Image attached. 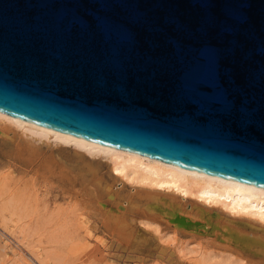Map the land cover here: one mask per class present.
I'll list each match as a JSON object with an SVG mask.
<instances>
[{
	"label": "water",
	"instance_id": "95a60500",
	"mask_svg": "<svg viewBox=\"0 0 264 264\" xmlns=\"http://www.w3.org/2000/svg\"><path fill=\"white\" fill-rule=\"evenodd\" d=\"M0 110L264 186V0H0Z\"/></svg>",
	"mask_w": 264,
	"mask_h": 264
},
{
	"label": "rangeland",
	"instance_id": "374dc122",
	"mask_svg": "<svg viewBox=\"0 0 264 264\" xmlns=\"http://www.w3.org/2000/svg\"><path fill=\"white\" fill-rule=\"evenodd\" d=\"M27 144L13 133L0 135V264H39L35 256L47 264H218L221 255L239 259L240 228L260 231L213 210L173 224L132 186L118 185L104 158L79 156L72 146ZM36 148L57 161L44 162ZM213 252L220 256L201 259Z\"/></svg>",
	"mask_w": 264,
	"mask_h": 264
},
{
	"label": "bare ground",
	"instance_id": "6f19581e",
	"mask_svg": "<svg viewBox=\"0 0 264 264\" xmlns=\"http://www.w3.org/2000/svg\"><path fill=\"white\" fill-rule=\"evenodd\" d=\"M8 132L26 140L28 144L32 143L38 147L41 146L40 143L51 144L55 145V149L59 151L65 149L66 146H72L73 151L79 156L82 155L87 158V155H90V157L104 158L110 176L118 185L132 186V192L140 200L145 198L144 200L155 201V203L152 202L153 205L147 203L148 208L152 211L155 208L161 209L165 215L163 217H167V220L173 224L186 225L189 221L194 220L192 217L189 218L187 214L191 216L196 214L200 218L204 217V213L213 210L217 214L216 216L227 217L233 223L234 218L237 219L236 221L248 224L249 227L257 228L260 230L259 232L242 231L240 228L235 234L245 246L238 248L236 253L239 259L237 261L233 260L231 255L220 256L216 252L204 253L201 259L208 260L220 256L217 261L218 264H245L246 262H248L246 264H262L261 260H264L263 185L182 166L0 110V135H5ZM43 151L36 148L33 154L40 157L44 162L53 163L57 161L52 154L53 158L49 155L45 156ZM186 202L197 209V212L193 213L186 210L184 207L187 206L185 205ZM163 204H166L165 207H162ZM143 210L145 209L143 208ZM229 219L225 222L227 223ZM220 221L219 219L218 223ZM207 223L205 224L207 225ZM235 249L232 247L231 250L234 251ZM256 252L262 254L261 260L259 256L258 259L253 258L252 255ZM35 257L39 264H47L42 258ZM243 260L246 262L243 263ZM25 264H30V262L26 261Z\"/></svg>",
	"mask_w": 264,
	"mask_h": 264
}]
</instances>
